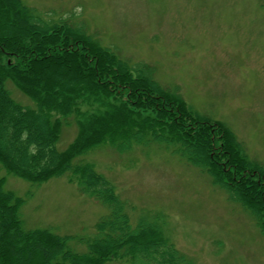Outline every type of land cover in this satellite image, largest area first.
Wrapping results in <instances>:
<instances>
[{"label":"trees","instance_id":"obj_1","mask_svg":"<svg viewBox=\"0 0 264 264\" xmlns=\"http://www.w3.org/2000/svg\"><path fill=\"white\" fill-rule=\"evenodd\" d=\"M8 81L33 104L15 99ZM71 117L77 131L60 150ZM150 143L206 172L264 235V164L249 158L230 127L200 115L146 64H131L80 26L43 19L22 0H0L1 167L35 183L67 174L108 208L82 240L86 250L76 252L68 236L25 229V197L5 189L0 176V264H193L164 236L161 214L132 224L113 183L93 163L75 160L102 145L124 152Z\"/></svg>","mask_w":264,"mask_h":264},{"label":"rangeland","instance_id":"obj_2","mask_svg":"<svg viewBox=\"0 0 264 264\" xmlns=\"http://www.w3.org/2000/svg\"><path fill=\"white\" fill-rule=\"evenodd\" d=\"M46 20L66 19L131 64H146L164 87L200 115L224 122L250 159L264 164V0H22ZM24 106L33 102L8 81ZM63 125L56 147L74 138ZM94 164L115 186L130 221L161 214L164 236L193 264H264V235L251 214L209 175L157 143L117 152L107 145L75 160ZM4 187L25 197V229L48 228L86 250L108 208L67 174L35 183L8 174ZM29 192V195L26 193ZM128 264V263H127Z\"/></svg>","mask_w":264,"mask_h":264}]
</instances>
